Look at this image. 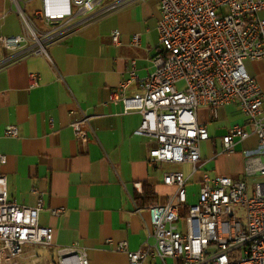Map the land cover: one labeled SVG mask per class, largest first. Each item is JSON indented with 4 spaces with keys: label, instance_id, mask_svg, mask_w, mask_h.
<instances>
[{
    "label": "built area",
    "instance_id": "1",
    "mask_svg": "<svg viewBox=\"0 0 264 264\" xmlns=\"http://www.w3.org/2000/svg\"><path fill=\"white\" fill-rule=\"evenodd\" d=\"M132 1L136 0H41V8L33 16L17 4L22 31L0 36V66L27 54L50 59L49 43L93 15ZM263 9L264 0H159L158 45L151 58L154 70L139 77L131 60L127 77L110 88V102L121 104L123 113L140 114L134 133L155 139L148 152L152 163L187 162L193 172L198 168L200 143L209 138L205 124L197 119L200 106L216 116L220 106L235 104L244 115L243 125H231L221 136L223 154L232 155L238 140L251 135L257 139L255 149L242 151L237 176L218 170L211 176L203 174L194 203H187L189 177L178 171L164 172L163 184L175 186V191L165 203L152 202L146 207L153 242L145 241L135 250L125 240L114 245L125 253L127 264L147 260L160 264H264V95L244 63L264 60ZM33 17L42 21V27ZM110 35L118 44L119 33L114 30ZM139 42L137 34L131 36L132 45ZM3 51L11 54L3 57ZM29 79V87H33L39 75L30 73ZM133 82L138 91L127 95ZM70 125L77 138L87 140L88 117ZM17 134L15 124L0 132V136ZM5 161L0 154V164ZM134 186L139 189L140 182ZM181 207L186 209L184 215ZM41 208V195L34 205L9 197L5 174L0 172V264H21L24 257L29 264H88L84 246L54 243L53 228L38 222ZM41 250L47 255L40 254Z\"/></svg>",
    "mask_w": 264,
    "mask_h": 264
},
{
    "label": "crops",
    "instance_id": "2",
    "mask_svg": "<svg viewBox=\"0 0 264 264\" xmlns=\"http://www.w3.org/2000/svg\"><path fill=\"white\" fill-rule=\"evenodd\" d=\"M17 4L31 16L42 5L41 0H0V36L22 31ZM260 15L264 17V9ZM159 17V0L132 1L93 15L49 43L50 59L27 54L0 66V132L9 124L18 128L15 137L0 136V154L6 158L0 172L5 174L8 196L34 205L41 195L39 224L53 228L56 245L77 242L84 246L88 264H127L125 253L115 249L119 240H125L131 250L145 241L153 242L146 207L152 202L165 203L175 191V186L163 184L164 172H182L189 177L186 191L192 182L199 190L204 173L239 174L243 156L238 149L244 141L252 150L256 148L257 139L251 135L237 141L232 155L223 154L221 136L231 125H243L244 115L235 104L220 106L216 116L200 106L197 119L205 124L209 138L200 143L198 168L193 172L187 162L149 160L148 152L156 141L134 133L140 114L123 113L121 104L110 102L108 94L127 77L131 60L139 77L154 70L151 58L158 45ZM33 20L42 27L40 19ZM114 30L119 33L118 44L111 40ZM135 34L138 45L131 44ZM10 54L3 51L2 55ZM244 63L264 95V60ZM30 73L39 75L33 87H29ZM136 91L133 82L126 94ZM84 117L89 123L86 141L77 138L70 125ZM211 158L214 164L207 170ZM232 160L240 165H232ZM183 165L189 166L188 171L179 169ZM135 182H140L139 189ZM144 189L154 194L153 200L142 201ZM24 259L21 264H29ZM144 264L160 263L147 260Z\"/></svg>",
    "mask_w": 264,
    "mask_h": 264
},
{
    "label": "rangeland",
    "instance_id": "3",
    "mask_svg": "<svg viewBox=\"0 0 264 264\" xmlns=\"http://www.w3.org/2000/svg\"><path fill=\"white\" fill-rule=\"evenodd\" d=\"M179 85H182V82H180ZM250 142H253V139H250ZM241 148L244 149L245 151H252V149L250 147H247V142H245V141H244V144L242 145ZM242 149H240V150L238 149V152L243 155ZM232 161H233L234 164H236L235 160H232ZM213 164H214V159L211 158L209 160V162H207L206 169L208 170V169L212 168ZM179 169H181L182 171L186 172V171H188L189 166L188 165H183V166H180ZM198 187L199 186H198L197 183H193L192 182L191 185L188 184V186H187V194H188V203L189 204L194 203L197 200ZM180 213H181V215H184L186 213V209L184 207H181L180 208ZM181 219L182 218H180L178 223H181ZM39 252L42 255H45V256L47 255L46 251H44V250H41Z\"/></svg>",
    "mask_w": 264,
    "mask_h": 264
},
{
    "label": "trees",
    "instance_id": "4",
    "mask_svg": "<svg viewBox=\"0 0 264 264\" xmlns=\"http://www.w3.org/2000/svg\"><path fill=\"white\" fill-rule=\"evenodd\" d=\"M154 199V194L151 193L148 189H144L142 201L143 202H149Z\"/></svg>",
    "mask_w": 264,
    "mask_h": 264
}]
</instances>
